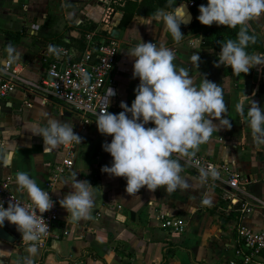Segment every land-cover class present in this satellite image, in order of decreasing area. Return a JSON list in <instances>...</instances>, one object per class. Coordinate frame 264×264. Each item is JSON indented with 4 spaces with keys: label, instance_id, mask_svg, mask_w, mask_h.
Masks as SVG:
<instances>
[{
    "label": "crops",
    "instance_id": "0c3cea01",
    "mask_svg": "<svg viewBox=\"0 0 264 264\" xmlns=\"http://www.w3.org/2000/svg\"><path fill=\"white\" fill-rule=\"evenodd\" d=\"M182 2L187 1L178 5ZM120 5L112 0H0V64L6 59L13 65L19 64L21 77L15 80L14 89L0 98V146L12 153L7 164L0 158V179L9 180L12 191L27 199L26 193L17 190L16 173L27 172L45 189L51 169L64 158L62 145L54 149L45 147L42 137L32 135L30 125L43 127L48 119L65 121L82 138L81 143L72 142V166L49 188L57 203L58 218L50 236L38 244L33 264H227L236 244L237 225L252 229L264 226V204L258 201H264V144L254 140L245 119L251 99L264 108V67L257 66L239 76L230 67H217L222 40L216 48L205 46L199 36L181 27L184 36L177 42L154 15H134L120 28ZM78 19L92 21L96 28L109 31L119 40L111 72L116 93L110 98L113 113L123 111L121 102L130 107L135 99L139 78H133L134 58L127 52L139 42H155L173 49L177 67L188 68L197 83L206 76L220 84L232 127L228 129L214 121L217 131L196 152L226 162L246 179L242 178L240 188L232 191L239 204L238 218H225L232 206L225 185L218 181L204 182L195 168L177 154L173 158L179 159L188 186L171 193L163 187L155 191L145 187L129 195L124 178L101 171L103 166L112 165L111 155L102 147L112 137L99 133L96 120L81 125L82 116L78 112L32 84H38L43 76L48 54L58 44L57 36L79 52L76 37L80 33L75 27ZM247 26L264 39V14ZM194 54L200 56L198 68L191 60ZM252 54L264 57L258 50ZM245 95L249 96L247 100ZM238 102L244 103V116L235 110ZM146 127L154 125L149 123ZM76 177L93 186L90 219L73 221L71 214L59 204L70 191L67 183ZM242 205H248L250 210L240 209ZM166 212L183 217L182 232L161 226L160 214ZM28 247L29 242L21 235L13 241L0 238V250L7 253L0 260L3 264H24ZM258 259V264H264L261 255Z\"/></svg>",
    "mask_w": 264,
    "mask_h": 264
},
{
    "label": "clouds",
    "instance_id": "9594fccd",
    "mask_svg": "<svg viewBox=\"0 0 264 264\" xmlns=\"http://www.w3.org/2000/svg\"><path fill=\"white\" fill-rule=\"evenodd\" d=\"M199 13L197 19L205 26H239L235 40L219 42L217 67H230L237 76L241 73L246 75L257 66L264 67V57L246 51L249 44L256 43V36L249 34L247 24L264 14V0H207L206 5L199 6ZM153 15L164 23L175 41L183 38L181 24L190 19L184 3L170 12L157 9ZM12 51L9 47V52ZM127 55L134 58L133 78H139V85L131 106L121 102L123 111L119 114L108 111L110 98L116 94L109 87L103 106L96 113L99 133L112 137L110 143L102 145L103 150L111 155L112 165L103 166L101 171L124 178L129 195H135L145 187L150 191L163 187L169 193L177 188H186L188 184L182 175L183 167L173 156H194L200 145L208 142L217 131L218 125L214 121L231 129V120L226 116L224 89L206 76L197 83L188 68L177 67L174 50L163 44L139 42ZM191 60L198 68L200 56L194 54ZM89 80L90 76L85 73L83 83L87 85ZM248 98L245 95V100ZM244 107L243 102H238L235 110L244 116ZM245 119L254 140L264 144V108L251 99ZM149 123L154 127H146ZM29 128L33 136L42 137L45 147L53 149L62 144L81 143L82 139L74 132L71 123L56 119H48L43 127L36 124ZM11 155L10 150L5 151L4 146H0V158L5 164ZM201 173L208 175L204 169ZM211 175L215 178L218 174L213 171ZM15 182L17 190L27 194V199L39 210L40 216L37 217L34 209L10 199L7 207L0 202V227L5 221L16 226L22 239L29 242V255L24 258V264H33L38 244L49 230L43 213L54 207V201L49 192L25 171L16 173ZM67 186L70 191L59 200L60 206L71 214L73 221L90 219L94 205L93 186L77 177L71 179ZM6 255L5 250H0V258ZM0 264H3L2 260Z\"/></svg>",
    "mask_w": 264,
    "mask_h": 264
},
{
    "label": "built area",
    "instance_id": "2783aa9c",
    "mask_svg": "<svg viewBox=\"0 0 264 264\" xmlns=\"http://www.w3.org/2000/svg\"><path fill=\"white\" fill-rule=\"evenodd\" d=\"M112 1L116 2L118 0ZM186 3L188 7L195 4L193 0H188ZM197 5L202 4L198 2ZM80 21L81 19L76 20L77 23ZM102 30L95 28L85 32L84 49L80 53L64 43L56 44L52 49L53 53L48 54L46 69L39 83H32L47 90L54 97L66 102L78 112L82 116L81 125L83 126L96 120V113L101 110L109 87L115 92L111 72L120 43L109 31L104 33ZM18 65H13L10 59H6L0 64V98L6 97L14 89L15 80H21L18 75ZM85 73L90 76L87 85L83 83ZM108 111L113 113L110 111V105ZM62 147L65 149V156L51 169L44 189L49 192L51 199L54 201V207L43 213V218L45 223L48 224L49 230L42 236V241L50 236L51 227L58 218L57 203L49 188L60 175L72 166V143L62 144ZM183 159L195 168L199 178L204 182L214 183L218 181L223 183L229 198L232 199L231 203H235L236 197L232 191L240 188V181L244 178L240 173L233 170L226 162L215 161L199 152H196L194 156L184 157ZM201 169H204L208 175H202ZM213 171L218 174L215 178L211 175ZM10 199L23 204L25 207L34 209L37 217L40 216L39 210L35 209L31 201L12 191L9 180L0 179V202L4 204V207H7ZM258 201L264 204V201L260 199ZM240 209L249 211L250 207L242 205ZM160 221L162 227L173 232H182L185 228V220L180 215L166 212L160 214ZM236 233L237 239L233 255L227 261V264H258L260 251L264 249V226L259 229H252L238 224ZM34 264H38V262Z\"/></svg>",
    "mask_w": 264,
    "mask_h": 264
},
{
    "label": "trees",
    "instance_id": "16d2710c",
    "mask_svg": "<svg viewBox=\"0 0 264 264\" xmlns=\"http://www.w3.org/2000/svg\"><path fill=\"white\" fill-rule=\"evenodd\" d=\"M181 1L183 0H171V6H169V0H118V3L120 2V9L122 10V14L120 17V20L118 22V25L120 28H124L131 18L134 15H144L149 16L153 15L157 9L164 7L169 10H173ZM188 1V0H185ZM200 2L203 5L207 4V0H193V3H195L193 6V19L189 24H181V27H186L192 35L199 36L201 38V41L203 45L209 46L212 48L217 47V43L219 40L226 41L228 39H236L237 32L239 31V26L237 28H231V27H225V26H218L216 24H213L211 26H205L202 25L197 17L200 15L199 13V6L197 3ZM78 30L80 35L76 37L78 40V47H79V53L84 49V34L86 31L93 30L96 28L95 24L90 21H84L81 19L80 22L76 23L75 26ZM248 31L250 35L256 36V43L255 44H249L246 51L249 54H252L253 51L258 50L259 52L264 54V39L258 37L248 26ZM104 33L105 30H102ZM17 32V37L19 36ZM60 36H57L58 43H64L60 41ZM239 208L238 202L232 203L231 208H228V212L226 213V219H229L230 217L238 218V211ZM260 255L264 258V249L260 251Z\"/></svg>",
    "mask_w": 264,
    "mask_h": 264
},
{
    "label": "water",
    "instance_id": "95a60500",
    "mask_svg": "<svg viewBox=\"0 0 264 264\" xmlns=\"http://www.w3.org/2000/svg\"><path fill=\"white\" fill-rule=\"evenodd\" d=\"M186 5V12L188 14V16L190 17V19H188V22L184 23V24H189L192 19H193V15L189 9V7L187 6V4L185 2H182ZM181 3V4H182ZM35 43L37 45H39V41H35ZM21 233L17 230L16 226L9 223L8 221L4 222V225L2 227H0V238H3L5 240L8 241H13L14 239L20 237Z\"/></svg>",
    "mask_w": 264,
    "mask_h": 264
},
{
    "label": "rangeland",
    "instance_id": "374dc122",
    "mask_svg": "<svg viewBox=\"0 0 264 264\" xmlns=\"http://www.w3.org/2000/svg\"><path fill=\"white\" fill-rule=\"evenodd\" d=\"M190 8V11H192L193 7H189ZM193 12V11H192ZM122 47V46H121Z\"/></svg>",
    "mask_w": 264,
    "mask_h": 264
}]
</instances>
